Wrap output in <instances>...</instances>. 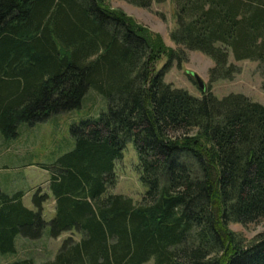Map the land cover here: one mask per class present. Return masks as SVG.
I'll return each mask as SVG.
<instances>
[{
  "label": "trees",
  "instance_id": "trees-1",
  "mask_svg": "<svg viewBox=\"0 0 264 264\" xmlns=\"http://www.w3.org/2000/svg\"><path fill=\"white\" fill-rule=\"evenodd\" d=\"M127 1L148 8L152 0ZM171 1L179 49L107 0H0L4 138L79 107L89 88L107 100L96 117L70 125L71 149L27 164L48 173L32 208L23 190L0 189L1 253L48 225L49 237H79L64 238L41 264H264V231L244 244L228 228L264 218V105L242 93L218 98L209 85L195 96L163 79L185 50L211 58L208 84L238 72L230 53L257 60L264 76V0ZM128 141L145 187L138 201L108 192Z\"/></svg>",
  "mask_w": 264,
  "mask_h": 264
},
{
  "label": "rangeland",
  "instance_id": "rangeland-1",
  "mask_svg": "<svg viewBox=\"0 0 264 264\" xmlns=\"http://www.w3.org/2000/svg\"><path fill=\"white\" fill-rule=\"evenodd\" d=\"M107 3L111 8L122 10L136 22L160 34L167 46L179 49L171 39V33L176 26L175 8L171 0H152L148 8L136 6L127 0H107ZM182 57L179 63L173 61L166 70L163 78L165 82L183 88L192 95L201 96L202 91L191 75L195 73L206 86H210L211 92L218 98L230 92L242 93L264 105V76L257 60L236 61L230 53L228 61L238 68V72L231 79H218L208 84V71L213 65L211 58L196 50H185ZM164 62L163 56L156 63V67H161ZM106 108V98L89 88L79 107L52 114L46 120L32 125L20 123L17 127L18 135L14 138L6 139L0 133V189L5 192L23 190V204L32 208L31 198L34 191L40 189L47 192L48 173L35 164H27L51 163L60 154L71 149L73 139L69 132L70 125L87 117H96ZM137 162L138 156L133 142L128 141L122 158L115 161L116 183L108 192L126 195L134 201L140 199L145 187L135 169ZM53 215L54 199L49 194V198L43 203V217L48 221ZM228 228L246 244L264 231V218L248 224L230 222ZM48 231L47 225L42 237L35 240L17 236L15 252H0V264L23 257H30L36 264H41L54 257L64 238L69 235L75 239L79 237L78 233L67 231L52 238L48 236ZM144 264H153V261L149 260Z\"/></svg>",
  "mask_w": 264,
  "mask_h": 264
},
{
  "label": "water",
  "instance_id": "water-1",
  "mask_svg": "<svg viewBox=\"0 0 264 264\" xmlns=\"http://www.w3.org/2000/svg\"><path fill=\"white\" fill-rule=\"evenodd\" d=\"M195 83L197 84V86L199 87V89H201V91H204L206 89V85L205 83L202 81V79L195 73H191Z\"/></svg>",
  "mask_w": 264,
  "mask_h": 264
},
{
  "label": "crops",
  "instance_id": "crops-1",
  "mask_svg": "<svg viewBox=\"0 0 264 264\" xmlns=\"http://www.w3.org/2000/svg\"><path fill=\"white\" fill-rule=\"evenodd\" d=\"M16 191V190H15ZM12 192V191H11ZM24 195H25V192H24ZM24 195H23V197H24ZM23 199V198H22Z\"/></svg>",
  "mask_w": 264,
  "mask_h": 264
}]
</instances>
